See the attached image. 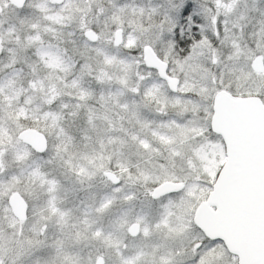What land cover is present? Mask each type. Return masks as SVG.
<instances>
[{"label": "snow or ice", "instance_id": "1", "mask_svg": "<svg viewBox=\"0 0 264 264\" xmlns=\"http://www.w3.org/2000/svg\"><path fill=\"white\" fill-rule=\"evenodd\" d=\"M0 264H264V0H0Z\"/></svg>", "mask_w": 264, "mask_h": 264}]
</instances>
